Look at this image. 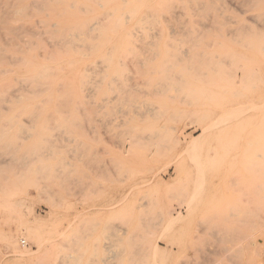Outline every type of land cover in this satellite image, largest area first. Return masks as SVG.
I'll use <instances>...</instances> for the list:
<instances>
[{"label": "rangeland", "instance_id": "rangeland-1", "mask_svg": "<svg viewBox=\"0 0 264 264\" xmlns=\"http://www.w3.org/2000/svg\"><path fill=\"white\" fill-rule=\"evenodd\" d=\"M143 2L59 58L0 0V264H264V0Z\"/></svg>", "mask_w": 264, "mask_h": 264}, {"label": "bare ground", "instance_id": "bare-ground-1", "mask_svg": "<svg viewBox=\"0 0 264 264\" xmlns=\"http://www.w3.org/2000/svg\"><path fill=\"white\" fill-rule=\"evenodd\" d=\"M101 1H102V4H99V6L103 7L104 9V12L103 14H101V16H104L106 19H109V18L112 19V20L109 19L110 21L106 20V23L104 24V28L99 32V37L102 38V42H91L86 39L89 33L93 31V27L89 26L88 22L91 19V16H93L95 13V4L97 2L95 3L94 0H19V4L17 5V12L24 11L23 12L24 14L25 12H28L29 10L31 11L33 8H35L37 11L36 12L32 11L30 13L32 17H37L41 13L43 14L44 17H45V14L48 17L54 16V15L55 16L57 15L58 17H60V20H57L55 23H52L50 26L47 25L49 24L48 21L45 22L44 19L40 21L41 24H43V26L45 24L46 27L53 28L51 30H48L49 32L48 39H50L53 47L59 48V49H54V50L52 49L53 51L51 50L50 52V51H46V49L42 46V49L44 50L46 55H49L50 57L51 55L59 56V58L65 57V56L69 58H75L79 56L80 57H92V56L103 57V56L109 55V49H107L108 41L110 40L112 34L117 29H120L123 27L125 14L127 13L126 11L135 15L137 17V23H139L141 20V16L138 17V15H140V11H141L140 9L142 8V6L144 5L143 3L145 2H143L142 0V2H140L138 5L133 6V9L129 10L126 7L122 6L123 3L118 2V4H116L117 3L116 0H101ZM81 11L85 13V17L79 16ZM129 16H131V14ZM46 38L47 37H45V39ZM39 46L41 47V44L37 43V47ZM33 52L34 50H30V54H29L30 58L31 57L33 58ZM23 62H28V60H23ZM48 68L49 66L45 65V62L42 64L41 63L37 64V66L33 65L30 71V75L29 77H27V80L31 82L32 87L34 88L36 86L39 87V89L43 93H45V71ZM54 74H56V72H54ZM39 99L40 97L38 98V101L36 100V97L33 99H30L27 101V104L37 105L38 103L45 100V94H43L42 99L40 100ZM193 139L194 140L192 141L190 140L191 142L188 144L189 146H193V147L197 146L199 145L200 141H202V140H199L198 137H195ZM189 213H190V210H189ZM178 216H180V214H178ZM178 218L179 217H176V219ZM36 226L39 227L38 224ZM257 238L261 241L262 244L264 243L263 236H257ZM18 254L21 257H27L31 255V252L30 250H25V251L18 252Z\"/></svg>", "mask_w": 264, "mask_h": 264}, {"label": "built area", "instance_id": "built-area-1", "mask_svg": "<svg viewBox=\"0 0 264 264\" xmlns=\"http://www.w3.org/2000/svg\"><path fill=\"white\" fill-rule=\"evenodd\" d=\"M22 244H25L24 242Z\"/></svg>", "mask_w": 264, "mask_h": 264}]
</instances>
